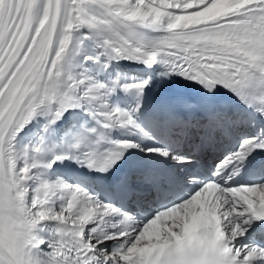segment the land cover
<instances>
[{"label":"snow or ice","instance_id":"obj_1","mask_svg":"<svg viewBox=\"0 0 264 264\" xmlns=\"http://www.w3.org/2000/svg\"><path fill=\"white\" fill-rule=\"evenodd\" d=\"M89 36L100 51L85 62L100 64L103 56L146 67L160 63L163 75L178 74L209 92L223 87L264 116V0H0V264H264V247L237 246L243 225L264 221V183L230 182L239 164L264 150V132L243 138L220 160L213 179L187 198L142 224L125 216L112 235L89 225L119 209L80 186L43 178L51 163L70 158L104 172L125 150L139 147L128 140L105 147L106 130L137 124L131 112L105 102L119 82H98L74 62ZM149 82L119 86L142 94ZM82 102L99 128L82 130L67 154L42 163L43 142L17 145L37 114L55 123ZM219 119L211 115L209 123ZM145 151L170 155L159 147ZM201 207L203 219L185 235V221ZM109 239L119 242L111 253L99 247Z\"/></svg>","mask_w":264,"mask_h":264},{"label":"bare ground","instance_id":"obj_2","mask_svg":"<svg viewBox=\"0 0 264 264\" xmlns=\"http://www.w3.org/2000/svg\"><path fill=\"white\" fill-rule=\"evenodd\" d=\"M217 3H222V0H217ZM87 34V30H82V35ZM149 35L156 36L162 33L148 32ZM97 41L89 36L88 39L83 40V44L79 53L74 57V62L82 64L87 69L88 75L97 80L98 82L106 83L111 85L113 81L119 82L115 90L110 93L106 98L105 102L109 107H117L122 105V109L128 110L134 115L137 126L135 128L127 127H114L106 130L111 139L115 141L128 140L139 147L132 148V150L139 151L141 154L147 153L145 149L151 147H159L167 151L170 155L169 159L179 163L178 160H173L172 156L185 155L190 158V161L197 159L198 154L202 150V137L200 144L195 143L193 136L202 134L203 127L200 124H194L189 132L175 131L174 133H166L165 129H161L155 122H150L145 112L151 105H161L166 102L170 90L175 88L188 89L191 85H199L201 89L205 90L199 82L186 79L178 74L163 75L165 68L162 64L156 63L151 67H146L143 63L129 61L126 59L120 60H108L106 57H101V63L97 64L93 60H87L86 56H91L98 53ZM80 71L79 68L76 69ZM149 80L147 87L143 90L142 94H139L135 89H129L125 91L119 85L127 83H136L139 81ZM225 89V88H224ZM226 90V89H225ZM229 92V90H226ZM73 113H80L81 118L92 125L93 128H99L97 120L93 114L89 111V105L87 102H82L79 106L69 107L65 110L62 115L55 119V123L50 121L53 117L43 114H37L31 120V122L24 127V129L18 134L16 143L20 147H32L43 142L45 150L39 154V159L42 163H50L54 159L55 155L67 154L66 144H69V140L65 137V133H72L71 120ZM228 129L232 130L235 137V147L232 148L228 142L227 137H224L223 132L219 129L221 125L212 123V130L210 132L208 141L211 144H215L216 147L222 148L223 153L216 155V163L213 166L219 164L228 153L234 152L240 141L247 137L256 135V133L263 130V125H253L250 111L245 109L241 116L228 118L227 119ZM188 134L190 139H187ZM215 134H221V138L216 139ZM187 145H189L187 147ZM196 151V153H195ZM209 153L206 151L205 155ZM156 154V153H155ZM159 155V154H158ZM68 166V159L58 160L55 163H51V167L47 168L43 172V178L49 181H55L57 178L62 179L65 183L71 184L68 174L65 173V167ZM240 164L238 165V167ZM71 185L80 186L86 189L96 198L104 202L99 193L94 187L85 186L84 183H78L73 181ZM135 182H140L136 179ZM262 183L264 179L262 178ZM141 186L147 187V184L141 183ZM150 198L140 199L129 205L125 213L119 215L106 217L101 223H93L89 225V229L92 227H98L103 233L112 235L116 232L117 227L125 216L130 217L131 220L136 224H142L136 217L141 215L143 218L151 219L156 213L153 209H150L148 204ZM105 203V202H104ZM202 215V211H196L193 209L190 213L189 219L185 221L183 231L192 226L195 220H198ZM46 227V226H45ZM245 228V235L240 237L241 244H251L252 241L259 240L256 233L253 232V224L250 221L248 224L243 225ZM109 239L104 241L99 247L106 251V246ZM95 243V241H93Z\"/></svg>","mask_w":264,"mask_h":264},{"label":"rangeland","instance_id":"obj_3","mask_svg":"<svg viewBox=\"0 0 264 264\" xmlns=\"http://www.w3.org/2000/svg\"><path fill=\"white\" fill-rule=\"evenodd\" d=\"M117 107L121 108V106H118V105H117ZM121 109H122V108H121Z\"/></svg>","mask_w":264,"mask_h":264}]
</instances>
